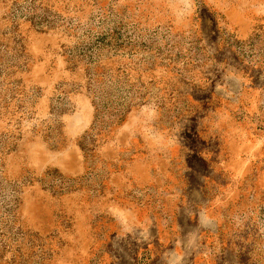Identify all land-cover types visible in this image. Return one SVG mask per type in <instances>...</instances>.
Instances as JSON below:
<instances>
[{
	"label": "rangeland",
	"instance_id": "1",
	"mask_svg": "<svg viewBox=\"0 0 264 264\" xmlns=\"http://www.w3.org/2000/svg\"><path fill=\"white\" fill-rule=\"evenodd\" d=\"M0 264H264V0H0Z\"/></svg>",
	"mask_w": 264,
	"mask_h": 264
}]
</instances>
